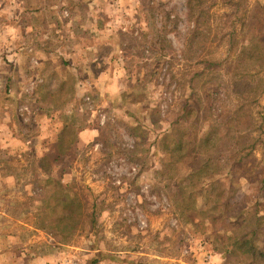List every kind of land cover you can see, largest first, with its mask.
I'll return each instance as SVG.
<instances>
[{
    "label": "rangeland",
    "instance_id": "obj_1",
    "mask_svg": "<svg viewBox=\"0 0 264 264\" xmlns=\"http://www.w3.org/2000/svg\"><path fill=\"white\" fill-rule=\"evenodd\" d=\"M18 8L28 44H49L55 62L37 64L44 53L26 47L28 81L9 99L23 142L8 148L0 186V234L17 252L9 260L250 262L213 223L207 185L231 190L232 215L255 202L263 219L244 230L264 239V84L233 87L235 68L264 65V0H198L191 11L187 0H0V19L8 11L15 22ZM68 186L84 214H68Z\"/></svg>",
    "mask_w": 264,
    "mask_h": 264
},
{
    "label": "crops",
    "instance_id": "obj_2",
    "mask_svg": "<svg viewBox=\"0 0 264 264\" xmlns=\"http://www.w3.org/2000/svg\"><path fill=\"white\" fill-rule=\"evenodd\" d=\"M25 8H18L13 14H16L17 20L10 22L8 11L3 15L1 13L0 19V186H5L8 182L9 172H6L7 166L3 165V161L6 160V153L9 152L8 148L18 149L22 146L23 142L20 139L19 130H21V122L16 113V106H9L10 97L19 96L25 90V82L28 81V76L23 68L26 47L31 49L35 54H39V51L44 53V57H37L34 55V59L38 60L37 64L43 65L47 63L48 66L54 64L53 49L49 44L43 47L39 46V43L28 44L26 35H24V26L27 24L23 22V13ZM41 10L36 11L35 16L41 15ZM34 24L29 26L32 30L37 31L36 22L37 17L33 19ZM46 49V50H44ZM68 53V52H67ZM41 72V71H40ZM42 73V72H41ZM49 79H51L49 77ZM55 91H48V94ZM81 136L85 138L89 137V129L81 130ZM3 179V182H2ZM5 179V181H4ZM8 236L0 234V264H18L13 260H9V255L14 258L16 249L10 248L7 242ZM21 251L22 250H18ZM212 258V256H211ZM41 258H38L39 261ZM212 262V261H211ZM22 264V263H19ZM28 264V263H27ZM101 264H107V261H101Z\"/></svg>",
    "mask_w": 264,
    "mask_h": 264
},
{
    "label": "trees",
    "instance_id": "obj_3",
    "mask_svg": "<svg viewBox=\"0 0 264 264\" xmlns=\"http://www.w3.org/2000/svg\"><path fill=\"white\" fill-rule=\"evenodd\" d=\"M193 2H198V0H187V4L189 6L190 11L193 8ZM262 66L264 65L259 63L255 65V67H252L251 69H247V71H244L243 69H240V68H235L233 72V74L236 76L234 77L235 79L233 80L234 91L236 92H239L240 90H243L246 92L256 91V90L258 91L261 88V86L264 84V79L258 76V73L262 69ZM242 76L246 78L249 77L251 79H254L255 85L251 87L249 85L244 84V86L241 87L242 83L240 82H241ZM256 94L257 93H255V96ZM248 97L250 98L249 106L250 105L254 106L255 97H250V95H248ZM239 112H242V111L240 109L239 110L237 109V110H234L232 114L237 115ZM241 114L244 115V113H241ZM211 127L212 129H214L213 125ZM246 130H248V128ZM209 134L210 133L205 132V134L202 135V137L199 139L203 145L208 144ZM163 136L167 137L168 135L166 134ZM253 140L254 139H252V141L248 142L247 144L242 145V147L237 151L236 155L238 156L237 157L238 163L242 162L244 158L246 159V157L249 156L252 149H254L255 140L254 141ZM180 142H185V140L184 139L182 141L177 140L175 142V149L178 150L182 146ZM243 151L245 153L241 154V152ZM207 186H208V189L209 187L212 188L211 191L213 193L212 196L207 195V197L210 199L208 200V204H210L209 205L210 208L208 209V212L213 214L214 224H220L221 222V229L219 231L222 232L223 236H225V234L227 233L231 234V235H227L226 238L230 240V246L232 248L231 249L232 252L241 251L242 254H247V258L250 262H242L243 264H255L256 258L260 259L259 263L264 264V239L262 238L263 240L260 239L259 241V238H258V235L260 234V229H252L250 231L244 230L245 223L248 222L250 217L254 218V221H253L254 226H258L261 220L263 219V216L260 215L259 212H257L258 209L255 208L257 206L255 202L252 205L251 211L245 212L249 208L248 206L247 208H243L242 210H240L239 213H237L236 215H232L226 211V208L230 207L231 200H232L231 196L228 195L231 192V190L225 187L223 188L221 183L218 182V180H210ZM66 187L67 186L61 185V188L64 191H66ZM70 192H71V189H70V186H68V197L65 196L67 201L64 200L65 202H68V210H70L68 214L71 213L72 215V209H75L76 206L80 207L81 209L80 214L81 215L84 214L86 210L85 200L82 199L81 196L76 197L75 194H71ZM88 216L91 217V223H93L94 222V219L92 218L93 212H91L90 214L88 213ZM231 220H234V222H232ZM75 226L76 224L74 223V227ZM258 243L261 245H257Z\"/></svg>",
    "mask_w": 264,
    "mask_h": 264
}]
</instances>
